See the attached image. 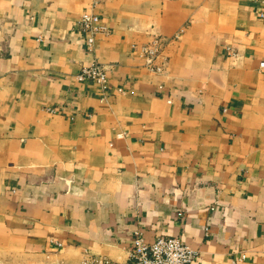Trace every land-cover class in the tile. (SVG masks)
<instances>
[{
    "label": "crops",
    "instance_id": "obj_1",
    "mask_svg": "<svg viewBox=\"0 0 264 264\" xmlns=\"http://www.w3.org/2000/svg\"><path fill=\"white\" fill-rule=\"evenodd\" d=\"M262 63L264 0H0V264H124L135 232L264 264Z\"/></svg>",
    "mask_w": 264,
    "mask_h": 264
},
{
    "label": "built area",
    "instance_id": "obj_2",
    "mask_svg": "<svg viewBox=\"0 0 264 264\" xmlns=\"http://www.w3.org/2000/svg\"><path fill=\"white\" fill-rule=\"evenodd\" d=\"M78 29L85 35V45L89 53L94 52L96 37L100 34H107L108 28L101 23L99 17L93 12L84 13L77 22ZM165 41L160 36H153L151 40L141 46L138 50L143 58L145 67L152 72H161L162 68L155 62L164 52ZM135 49H137L135 47ZM264 72V63L260 66ZM108 67L97 61L83 66L77 75L78 81L93 80L96 82L102 93V100L108 92ZM118 91L121 92V89ZM49 112L56 113L50 109ZM196 259V252L176 237H158L153 241H146L139 232H135L129 252V261L124 264H193ZM244 255L238 256L236 260L242 261Z\"/></svg>",
    "mask_w": 264,
    "mask_h": 264
}]
</instances>
